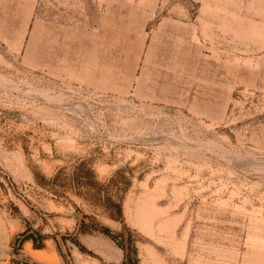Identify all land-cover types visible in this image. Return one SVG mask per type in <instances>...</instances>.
<instances>
[{"label": "rangeland", "instance_id": "rangeland-1", "mask_svg": "<svg viewBox=\"0 0 264 264\" xmlns=\"http://www.w3.org/2000/svg\"><path fill=\"white\" fill-rule=\"evenodd\" d=\"M125 262L264 264V0H0V264Z\"/></svg>", "mask_w": 264, "mask_h": 264}, {"label": "trees", "instance_id": "trees-1", "mask_svg": "<svg viewBox=\"0 0 264 264\" xmlns=\"http://www.w3.org/2000/svg\"><path fill=\"white\" fill-rule=\"evenodd\" d=\"M76 172H83L82 176H79L75 174V178H72V185L73 189L82 195H85L87 201H90L92 199H101L103 200V208L105 210V216L109 218L110 220H113L115 222H121L122 221V209H121V203L115 202L110 197L103 198L102 197V190L100 189L101 186L94 182L93 179V172L85 167V165L81 164L77 168H75ZM51 189H54V184L57 183V178L53 179L51 182ZM107 195V194H106ZM88 228L86 224L81 225V230H85ZM125 229V228H123ZM103 233L105 235H111V238L114 239L116 244L125 251V259L130 260V255L134 252V250L131 248L130 241H131V233L128 232V247L126 248L124 245V235L122 230L116 232L115 234H110V230L105 229L103 230ZM26 240H31L34 243V247L39 249L42 247V242L45 239V237L39 236V244H36L37 241L32 236H27L25 238ZM126 264V262H125Z\"/></svg>", "mask_w": 264, "mask_h": 264}, {"label": "bare ground", "instance_id": "bare-ground-1", "mask_svg": "<svg viewBox=\"0 0 264 264\" xmlns=\"http://www.w3.org/2000/svg\"><path fill=\"white\" fill-rule=\"evenodd\" d=\"M32 253H34V252H32ZM32 255V254H31ZM35 257V256H34Z\"/></svg>", "mask_w": 264, "mask_h": 264}]
</instances>
